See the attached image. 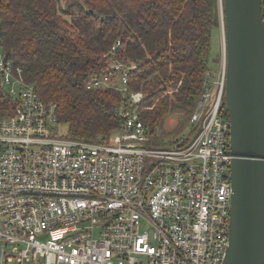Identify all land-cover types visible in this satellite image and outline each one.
I'll list each match as a JSON object with an SVG mask.
<instances>
[{"label":"built area","instance_id":"1","mask_svg":"<svg viewBox=\"0 0 264 264\" xmlns=\"http://www.w3.org/2000/svg\"><path fill=\"white\" fill-rule=\"evenodd\" d=\"M2 34L0 21V77L19 104L0 118V264H222L233 202L225 36L190 129L162 146L139 114L131 63L113 55L86 83L121 93L113 134L64 137L57 103L6 57Z\"/></svg>","mask_w":264,"mask_h":264},{"label":"trees","instance_id":"2","mask_svg":"<svg viewBox=\"0 0 264 264\" xmlns=\"http://www.w3.org/2000/svg\"><path fill=\"white\" fill-rule=\"evenodd\" d=\"M223 13L221 0H0L6 57L42 99L57 103L63 136L85 139L107 138L120 125L121 93L86 87L113 55L134 66L130 83L144 93L145 125L154 129L178 112L174 135L186 129L206 70L220 58L219 51L213 58L212 40ZM18 104L0 77V118ZM154 143L173 140L155 136Z\"/></svg>","mask_w":264,"mask_h":264},{"label":"water","instance_id":"3","mask_svg":"<svg viewBox=\"0 0 264 264\" xmlns=\"http://www.w3.org/2000/svg\"><path fill=\"white\" fill-rule=\"evenodd\" d=\"M231 122L230 242L222 264H264L263 0H223Z\"/></svg>","mask_w":264,"mask_h":264},{"label":"rangeland","instance_id":"4","mask_svg":"<svg viewBox=\"0 0 264 264\" xmlns=\"http://www.w3.org/2000/svg\"><path fill=\"white\" fill-rule=\"evenodd\" d=\"M213 58H215L216 53L222 50V47L224 46V27L222 25V27L218 30V32H216L214 34L213 37ZM110 62V60L108 59V61L106 62V65ZM211 67L214 69L217 66V61L212 60L211 62ZM181 115L178 112H170L165 118L162 124H160L157 129L155 130V136H161V138H163L164 140L168 141V140H175V138L184 130L188 131L191 127V125H189L186 129H184L183 131H179L177 133H175L174 135V131L177 129V126H179V123H181ZM63 129H66V126L63 125ZM184 131V132H185ZM168 133V134H167ZM177 134V135H176ZM191 137V135L189 136V138ZM193 137V134H192Z\"/></svg>","mask_w":264,"mask_h":264}]
</instances>
